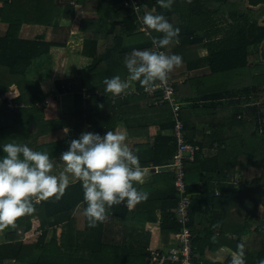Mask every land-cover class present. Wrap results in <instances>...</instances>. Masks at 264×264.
Here are the masks:
<instances>
[{
  "label": "trees",
  "instance_id": "trees-1",
  "mask_svg": "<svg viewBox=\"0 0 264 264\" xmlns=\"http://www.w3.org/2000/svg\"><path fill=\"white\" fill-rule=\"evenodd\" d=\"M135 1L133 8L131 0H0V22L6 23L0 33V96L11 85L18 91L12 99H0V113L5 117V124L0 125V144L25 143L30 138L68 128V133H63L61 138L39 144L31 141L35 144L33 150L47 151L50 157H56L67 150L71 139L79 138L83 132L79 126L83 123L101 136L112 130L116 120L122 118L116 112L119 104L130 101L135 94L147 93L138 82H133L128 89L133 91L113 97L104 91V80L114 75L126 78L124 59L133 49L155 50L152 36L161 34L147 29L141 18L145 13L163 15L180 29L178 44L173 42L159 49L183 58L182 65L169 74L175 98L180 100L176 93V86L180 84L174 82L176 77L205 63L210 73L202 78L209 84L214 80L220 87L225 86L219 88L218 95L204 94V97L212 95L220 99L219 105L212 104L207 109H230L229 135L224 137L229 138V143L224 142L225 147L219 150L224 152L225 158L219 162L215 157L202 161L197 147L194 159L184 164L187 191L193 192L187 223L193 254L197 253L193 257L200 259L205 249L222 245L227 246L232 255L241 242L240 232L246 226L255 232L251 244L255 252L245 251L246 264H259L264 259V0H173L171 8H162L157 0ZM75 5L87 16L83 14L79 18L76 28L68 31L64 41L45 39L42 33L32 38L19 36L22 24L52 26L58 19L72 18ZM52 45L63 46L65 51H77L88 56L90 62L77 68L71 77L54 79L60 91L68 90L71 83L72 110L46 118L39 105L45 95L38 79L30 77V70L49 56ZM188 80L191 81L186 76V83H190ZM150 99L153 101L152 96ZM157 104L168 106L171 128L174 117L170 104L167 101ZM182 110L180 105L178 115L186 130ZM214 124L220 129L225 126ZM157 139L152 164L164 165L171 159L175 140L169 135L157 136ZM189 142L194 144L191 138ZM206 161L213 165L208 167L204 164ZM189 164L199 172H206L200 176L203 180L200 185H188V180H192ZM237 165L260 172L249 181L232 186L226 182ZM169 174L170 186L144 190L148 198L133 208L123 203L113 205L109 209L111 216L134 222L153 221L154 209L158 208L160 237L166 245L169 233L179 227L172 211L177 198L172 172ZM214 181L219 188L229 185V195H214ZM32 202L34 212L17 218L14 226L3 232L0 264L9 260L16 264H133L132 255L120 252L116 245L102 242L97 231L99 223L89 227L83 216L82 228L76 226L75 210L80 207L83 212L86 206L79 181L71 183L59 200L53 197ZM259 206L261 209L257 212ZM213 207H221L215 217ZM195 211L203 216L197 224L192 219ZM244 214L251 216V222L239 223ZM230 218L235 222L228 225ZM34 235L33 241L27 240ZM230 259L229 255L228 262ZM139 264L150 263L143 258ZM163 264L178 263L166 261Z\"/></svg>",
  "mask_w": 264,
  "mask_h": 264
},
{
  "label": "crops",
  "instance_id": "crops-1",
  "mask_svg": "<svg viewBox=\"0 0 264 264\" xmlns=\"http://www.w3.org/2000/svg\"><path fill=\"white\" fill-rule=\"evenodd\" d=\"M83 14L87 16V14L83 12L79 6L75 5L74 16L72 18H67L64 22L61 21V19H58L52 26H44L36 23L22 24L19 30V36L32 38L36 34L42 33L44 34L45 39L64 41L66 36H64L63 39H58L56 36L57 31L63 29V27L66 26L65 23L69 26V30L76 28L78 20L83 16ZM261 19L262 17L260 20ZM72 20L75 22H72ZM260 20L259 22H261ZM5 28L6 23L0 22V33H2ZM201 53L202 52H200L199 55L202 59L204 57H202L203 53ZM41 60H43L41 64L38 62L37 66H33V68H31L30 77L38 79V83L45 95L43 101L39 103L42 107L44 116L46 118H55L60 113L72 110L71 92L73 87H71V83H68V90L60 91L58 86L55 85L54 79L73 76L77 68L90 62V58L78 53L77 51H65L63 46L52 45L49 48V56L43 57ZM39 67L43 68L40 72ZM209 73L210 71L207 64L200 63L197 67L185 72V74L178 75L174 82L180 84L176 86V93L177 97L181 100L179 101L181 102L183 109L182 117L186 122L185 138L187 139V142L192 144L189 142V138H191L194 142L192 145L198 147L200 160L203 161L215 157L216 161L219 162L225 158L224 152H220L225 147L224 142L227 143L229 141L228 137L227 139L225 138L229 135L228 114H230V109H207L209 108L208 106H211L212 104H215V106L219 105L218 103L220 99L218 100V97H214L212 95H205L204 97V94L215 93L218 95L217 93L220 90L219 88L225 87H220L221 84L217 85V83L209 84L206 78H202L209 75ZM186 76L190 77L191 81L188 80L190 83H186ZM227 87L228 89L230 88V86ZM17 93V88L14 85H11L7 91L1 94L0 99L2 97L12 99L17 95ZM135 95L136 96H134L133 99L123 104H119V107H117L116 112L118 115H122V118L116 120L112 131L124 132L126 134V143L139 157L141 165L147 169L148 176L143 184L145 187L143 188V185L140 186L143 190L170 186V170L166 166L152 164L151 159L154 153V147L156 146H154L156 143L154 140L157 139V136H171L168 106L153 102L150 99V95H142V92L141 94L138 93ZM65 96L67 98H65ZM224 122H226V124ZM214 123H219L221 126H225L220 129L218 124L215 125ZM3 124H5V117L2 113H0V125ZM79 129L83 132L87 131L94 133L93 128L87 123H83L79 126ZM63 133V129L54 130L50 133L36 136L33 139L30 138V141H27L24 144L33 148L35 144L61 138ZM31 141H35V144L31 143ZM59 156L60 154L56 156V160H54V174H58L63 170V163L59 162ZM204 164L208 167L213 165L211 161H206ZM258 172L260 171L256 168L237 165L233 169V174L230 175L231 177L226 183H230L232 186L243 184L249 181V179L253 176H256ZM188 173L189 179H192L190 181L188 180V185L193 183H196L195 185H200L203 181L200 176H204L206 174L204 171L199 172L192 164L188 165ZM214 183V195H220L223 193L229 195V185L219 188L218 183L216 181H214ZM191 193L193 192L189 191V195H191ZM147 208L148 207H146V209ZM220 209L221 207L211 208L214 217ZM260 209L261 207L259 206L257 212H259ZM159 211L160 210L158 208L154 209L155 220L153 221L147 220L144 222H134L129 218L122 219L112 217L110 211L108 210L107 220L99 223V228L97 229L99 232L98 235L102 239V242H105V244L116 245L118 246L120 252L132 255L133 264H139L143 258L147 260L146 257L150 248H160L165 245L160 237V229L158 227V222H160ZM75 218L76 226L79 227V229L82 228L83 215L80 207L75 210ZM192 219L193 223H200L203 219L202 213L195 211ZM251 220L250 215L244 214L243 218L239 220V223L242 221L243 223H249ZM227 222L228 225H230L235 222V219L230 218ZM243 228H245V230L240 232L238 239L245 243V251L252 254L255 252L251 246L255 237V232L246 226ZM171 233L172 232L169 233L168 242ZM225 234L230 235L228 233ZM215 235H218L217 231L215 232ZM233 237H235V235ZM229 251L230 249L223 245L214 249H205L200 259H202L205 264H228V256H231ZM194 255L197 256V253L195 252Z\"/></svg>",
  "mask_w": 264,
  "mask_h": 264
},
{
  "label": "clouds",
  "instance_id": "clouds-1",
  "mask_svg": "<svg viewBox=\"0 0 264 264\" xmlns=\"http://www.w3.org/2000/svg\"><path fill=\"white\" fill-rule=\"evenodd\" d=\"M157 3L162 8H171L173 0H157ZM141 20L147 29L161 35L152 36L155 50L133 49L125 57V79L119 75L105 78L104 91L113 97L126 93L133 82L151 93L157 82L166 84L169 74L183 63L181 55L159 50L173 42L178 44L180 29L163 15L145 13ZM68 131L63 129L65 134ZM54 160L47 151L33 150L24 143L0 144V229L14 226L17 218L32 214L33 199L59 200L76 181L83 190L86 206L82 215L89 227L106 221L113 205L123 203L133 208L148 198V193L140 187L148 171L126 143L124 132L108 130L103 136L82 132L60 154L63 170L58 174L53 173ZM229 264H246L245 243L236 245ZM259 264H264V259Z\"/></svg>",
  "mask_w": 264,
  "mask_h": 264
},
{
  "label": "built area",
  "instance_id": "built-area-1",
  "mask_svg": "<svg viewBox=\"0 0 264 264\" xmlns=\"http://www.w3.org/2000/svg\"><path fill=\"white\" fill-rule=\"evenodd\" d=\"M131 5L135 8L136 1L131 0ZM130 91H133V89L127 90L126 93ZM146 93L152 96L155 103L167 101L173 112L174 122L170 133L175 140V148L171 159L163 166H166L172 172L173 188L177 198L172 211L174 219L179 225L177 230L171 233L168 244L160 248H150L146 258L150 264H163L166 261L177 262L178 264H203L202 259L193 257L190 229L187 225L189 221L190 195L184 179V164L194 159L197 147L189 144L185 138L183 121L178 115L181 103L175 98L171 80L168 78L166 84L157 82L156 88L151 93ZM8 105L12 104L8 103Z\"/></svg>",
  "mask_w": 264,
  "mask_h": 264
},
{
  "label": "rangeland",
  "instance_id": "rangeland-1",
  "mask_svg": "<svg viewBox=\"0 0 264 264\" xmlns=\"http://www.w3.org/2000/svg\"><path fill=\"white\" fill-rule=\"evenodd\" d=\"M65 20H66V19H63V18L61 19V21H63V22H64ZM63 22H62V23H63ZM72 22H75V21L72 20ZM72 22H71V23H72ZM65 25H66V26H64L63 29H60L59 31H57V35H56V36H57L58 39H63L64 36L67 35L66 33H67L68 30H69V29H68L69 26H67L66 23H65ZM61 26H63V25H61ZM65 32H66V33H65ZM42 67H43V66H42ZM42 67H39V72H40V70L43 69ZM214 83H215V81H212V82H211V84H214ZM65 98H67V97L65 96ZM63 101H65V100H63ZM62 103H63V102H62ZM65 103H66V102H65ZM78 218H79V217H78ZM8 228H9V227H6V228H4V229H0V239H2V237H3V235H2L3 232H4L6 229H8ZM34 238H35V235H34V236H31L30 238H27V240H28V241H33ZM6 264H16V263H14V262H12L11 260H9V261H6Z\"/></svg>",
  "mask_w": 264,
  "mask_h": 264
}]
</instances>
